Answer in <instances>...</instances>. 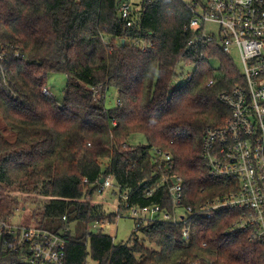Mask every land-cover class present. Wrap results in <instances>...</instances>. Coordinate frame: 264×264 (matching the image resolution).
Wrapping results in <instances>:
<instances>
[{"label": "trees", "instance_id": "16d2710c", "mask_svg": "<svg viewBox=\"0 0 264 264\" xmlns=\"http://www.w3.org/2000/svg\"><path fill=\"white\" fill-rule=\"evenodd\" d=\"M122 1L0 0V47L20 51L6 65L18 97L0 84V183L45 197L34 202V223L52 231L73 221L113 222L116 213L85 201L109 175L131 204H167L164 188L145 195L158 178L157 150L173 155L186 204L198 207L224 191L202 159V138L229 117L219 94L242 83L240 71L217 42L186 30L191 13L181 0H141L132 26L120 16ZM49 73L67 76L62 102L42 92ZM109 89L121 106L106 107ZM138 135L145 142L134 146ZM17 203L0 197V218H11ZM230 221L225 212L199 214L190 244L180 226L162 222L119 243L103 229L69 232L65 264H87L88 256L97 264H179L196 255L264 264L261 246L225 234ZM0 264L24 263L6 254Z\"/></svg>", "mask_w": 264, "mask_h": 264}, {"label": "built area", "instance_id": "2783aa9c", "mask_svg": "<svg viewBox=\"0 0 264 264\" xmlns=\"http://www.w3.org/2000/svg\"><path fill=\"white\" fill-rule=\"evenodd\" d=\"M181 1L191 13L186 30H199L201 39L220 43L222 51L230 57L232 49H237L243 65L240 72L242 83L219 94V100L230 110L229 117L223 126L207 127L202 138V159L210 175L221 183L224 191L198 207L186 204L184 179L176 172L173 155L157 150L154 162L158 178L145 189V195L151 197L158 188H164L167 204H131L128 190H123L112 175L105 176L103 184L99 181V187L92 195L96 193L104 197L109 190L113 191L114 198L109 204L110 211L116 213L113 222L120 216H130L136 222L134 232L155 222L180 226L182 238L187 244L192 241L195 217L205 214L212 219L218 212L228 213L231 221L225 234L242 237L261 246L264 255V0ZM138 8L139 3L133 6L130 0L122 1L119 11L127 26L133 25L134 12ZM209 22L219 25V40L207 32ZM19 56L17 47H0V84L15 98L18 94L12 89L6 65ZM214 83L210 80L209 85ZM42 92L53 96L47 85ZM94 93L99 94L100 88H96ZM117 105H122L120 99ZM112 123L116 125L115 118ZM124 147L130 146L124 144ZM91 198L90 195L85 201L92 205L102 203ZM14 216L0 218V256L15 255L24 264H65L69 226L52 231L37 224H17ZM113 222L106 217L94 221L91 227L100 230ZM203 246L207 247V243L204 242ZM179 264L228 263L196 255L181 259Z\"/></svg>", "mask_w": 264, "mask_h": 264}, {"label": "rangeland", "instance_id": "374dc122", "mask_svg": "<svg viewBox=\"0 0 264 264\" xmlns=\"http://www.w3.org/2000/svg\"><path fill=\"white\" fill-rule=\"evenodd\" d=\"M132 5H136L140 3L141 0H130ZM207 32L211 35H214L219 40V25L216 23L209 22L207 24ZM220 44V43H218ZM231 58L234 61V64L236 68L241 72L243 69L242 61L239 52L237 49H232L231 51ZM215 67H218L219 64L217 61H214ZM192 69V68H190ZM193 72V71H192ZM67 84V76L63 73H49L48 79H47V87L51 90L54 98H56L59 102H62L64 97V88ZM100 97V96H98ZM117 100H118V94L113 90L109 89L106 92V107L108 109H114L117 107ZM4 122L1 119L0 115V127L2 128L4 126ZM145 142L143 135H138L131 137L130 143L134 146L143 144ZM0 197H6L10 199H17L18 208L15 209L14 213L12 214V217L14 216V222L17 224H24V225H33L35 224V218L33 216L34 209L36 207L34 206V202L38 203L39 201H45V197H42L37 194L33 193H25L22 191H18L12 188L6 187V185L0 183ZM114 198V194L112 190H109L104 197H99L96 193L92 196L91 200L95 202H102L99 203L103 205L107 210H111L109 204ZM182 209L179 210L181 212ZM11 217V218H12ZM70 232L74 236H80L83 233H97V228H92L91 226L86 225H79L78 222L73 221L70 225ZM136 229V222L135 219L124 215L120 216L115 222L113 223H107L104 228L103 232L107 235L115 237V241L117 243L119 242H128L131 240V236L134 233V230ZM87 264H97L91 256H88L86 260Z\"/></svg>", "mask_w": 264, "mask_h": 264}, {"label": "water", "instance_id": "95a60500", "mask_svg": "<svg viewBox=\"0 0 264 264\" xmlns=\"http://www.w3.org/2000/svg\"><path fill=\"white\" fill-rule=\"evenodd\" d=\"M123 43H125V40L122 41ZM105 181V177H102L101 180H100V183L103 184Z\"/></svg>", "mask_w": 264, "mask_h": 264}]
</instances>
